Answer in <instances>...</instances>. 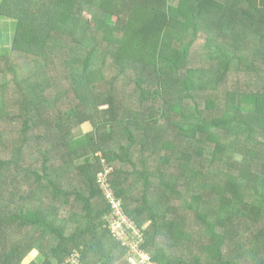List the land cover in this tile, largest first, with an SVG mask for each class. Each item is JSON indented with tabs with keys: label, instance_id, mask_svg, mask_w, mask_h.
Wrapping results in <instances>:
<instances>
[{
	"label": "trees",
	"instance_id": "trees-1",
	"mask_svg": "<svg viewBox=\"0 0 264 264\" xmlns=\"http://www.w3.org/2000/svg\"><path fill=\"white\" fill-rule=\"evenodd\" d=\"M0 15L15 23L9 47L0 50V117L12 130L4 138H11L16 170L25 157L39 161L40 168L22 173L30 196L9 211L13 224L0 227L10 240L0 250V264H20L19 246L29 236L43 264H60L75 249L84 264H128L124 248L104 226L109 207L96 175L105 167L153 260L264 264V152L251 158L256 162L249 178L222 176L213 166L218 149L213 147L206 153L205 183L192 186L201 171L191 152L147 145L153 123L171 124L186 148L199 147L205 133L213 139L224 131L221 149L229 157L242 138H264V70L258 67L264 56V0H2ZM199 55L201 63L195 61ZM231 79L235 89L221 100L220 83ZM199 93L206 94L204 111L222 105L218 116L197 110ZM119 96L136 105L118 116ZM187 101L191 107L184 108ZM106 104L115 109L107 141L101 132L108 121L96 112ZM87 122L94 131L67 138ZM34 142L43 145L33 148ZM90 148L102 158L90 160ZM46 149L64 150L68 160L52 169ZM74 170L81 180L70 188L56 182ZM47 191L60 206L79 203L71 224L46 207ZM3 219L0 210V224ZM245 225L251 235L247 245L232 236ZM189 244L211 251V260H200Z\"/></svg>",
	"mask_w": 264,
	"mask_h": 264
},
{
	"label": "rangeland",
	"instance_id": "rangeland-1",
	"mask_svg": "<svg viewBox=\"0 0 264 264\" xmlns=\"http://www.w3.org/2000/svg\"><path fill=\"white\" fill-rule=\"evenodd\" d=\"M116 19V16H113V20ZM13 26H12V33L11 31L7 30L8 34H14V29H15V23L14 21L12 22ZM202 55H199L198 57H196L195 61H197L198 63L203 62ZM107 79H109L112 76V72H108L107 73ZM104 82H106V79L104 80ZM232 79L230 81H224L220 83V91L222 93V97L220 98L222 100V98L224 96H226V94L228 93H232V91H234V86L232 85ZM133 91H136L135 89H133ZM206 97L205 93H199L197 95V110H202V113L204 115H207L208 118L212 117V116H218L220 114V110L222 108V105H220V108L218 111L216 112H210V111H204V107H203V101L204 98ZM133 101V100H132ZM134 103V101H133ZM135 104V103H134ZM136 105V104H135ZM135 105H130L127 101V98L123 97V96H119L116 101L114 102V106L117 109V115H123L125 110H129V109H133L135 108ZM191 107L190 101H187L184 103V108H188ZM114 109V108H113ZM189 111V110H188ZM96 112H101L100 116L101 118H103V120L108 121L107 124L103 127V130L101 132V134L104 135V138L106 136V141L110 138L111 134L110 131L108 130V127L110 126L111 129V120L113 118L114 112H112L111 108H109L108 104L106 105H102L99 106L98 111ZM113 113V114H112ZM50 114V113H49ZM155 114V111H154ZM51 115V114H50ZM176 116L172 115V118L174 119ZM50 117L47 115V119H49ZM143 118V117H142ZM150 128V125H149ZM44 130H46V127L43 128ZM39 130H41V128H39ZM94 131L90 125V123H82L80 125L79 128H77V130H73L71 129V134L68 132L67 133V138L69 137H74V139H79L81 138L84 134L86 133H90V132ZM258 132H261L259 130H257ZM45 133V132H44ZM148 142L147 145L148 147H161L164 148L165 144L171 145V147L168 146L169 149L173 148L175 149V151L180 152V151H184V152H191L193 154V162L199 163L200 164V171L201 174H199L196 178H194V182L193 185H198V186H202L205 183V179L204 176L205 174H208V169H207V162L208 160H206V153L208 151H211L214 148H218L216 151L217 153L214 154L216 155V163L215 165H213L215 167V169L217 170H222V176L226 174H233V175H241L244 176L245 178H249V172H251L249 170V167L251 165L255 166L254 163L256 161L252 160L251 158L254 157L257 153L263 151L264 152V138H258L256 136V139H253V141H246L244 142L243 138L240 140V142L237 145V152L235 155H231L230 157L227 154H224V149H221L223 147V143L226 141L227 135L225 134V132L221 131L219 133H216V136L213 137V139L209 136V134L205 133L202 139V143L199 144V147H197L195 145L196 148L194 147H188L186 148L185 145H183V142L181 141V139H177L176 140V136H175V128L170 124V126H162L161 124L157 123H153L150 131L148 133ZM45 135V134H44ZM60 136V134H58ZM147 136V135H146ZM50 137V136H49ZM52 138H54V136H51ZM46 138L47 135H46ZM55 140V138H54ZM53 140V142H54ZM50 141V139H49ZM48 140L46 141V139L44 140V145H48L50 142ZM35 144H31V146L33 148H36V143ZM38 145H43V143L39 142L37 143ZM49 149V148H48ZM48 149H46V154L48 156H50V160H49V165L52 166V169L58 168L59 166H61L62 164L65 163L66 160H68V156L67 158H63L64 155H66L64 153V150L59 151V150H51L49 151ZM139 149V144L137 143L136 145L133 146V151L136 154L137 150ZM48 150V151H47ZM94 151L93 149L90 148L89 152ZM63 154V155H62ZM101 152L100 150H95L93 152L92 155H89L88 158H90V160L94 159V157L99 156L101 157ZM226 158V161H222V158ZM84 156L80 157L79 162H83ZM101 160V164H102ZM39 165V161H34V158L32 157H25L23 158V166L27 167V168H31V169H37L40 170V168H37ZM54 175L56 176V173H54ZM68 176V175H67ZM67 176H60V177H56V182L60 183L61 186L66 187V188H70L71 187V182H76L77 180H81V175L77 170H74V172L71 174V176L68 178ZM68 178V179H67ZM67 179V180H66ZM79 184H81V182L79 181ZM24 189L29 190L28 192V197L30 196V187L29 184L27 183L24 186ZM48 192V191H47ZM73 194L69 195V199L72 201L74 199ZM175 194L172 193V196L170 197V203H174L175 201ZM44 202L47 203L49 202V205H47L46 207H49L50 210L52 211V213L57 217V219H63L65 221V224L69 225L71 224V220H75L76 215L80 212L79 211V203L76 202L78 205L75 206L72 202L69 203L68 206H60L59 202H53V200L51 199V192H48V195H45V199ZM101 204V202H100ZM103 204V203H102ZM23 205V203H22ZM1 213L3 214V221L0 224L1 227V231L4 230V225H8V224H13L11 220H8V218L6 219L5 217H8L10 214L9 212L6 213L5 211H1ZM258 228L261 226H257ZM67 233L71 231V227H67ZM250 229L248 228L247 225H245L244 227H239L238 232L236 233H232V236L234 238V240H240L241 237L244 239V241H246L245 245L248 244L249 239H251V235L249 233ZM256 233V232H255ZM5 234V233H3ZM2 233H0V250L4 249L6 245L10 240L9 238H4ZM21 235V233L18 231L15 233V235ZM33 237L29 236L28 237V242L27 244H20L19 246V255H17V257L19 258L20 264H29L30 262L36 261V264H43V261L41 260V255L39 253V250L35 247V245L33 246L31 244ZM184 242H188V241H184ZM29 243V244H28ZM232 244V242L230 241L229 243H227V248L228 245ZM33 247H32V246ZM45 245V244H44ZM48 245V244H47ZM182 247H178L176 248L174 251H179L181 250ZM188 248H193L194 251L197 254H200V260L201 257L205 260H211L210 255L212 254L211 251H207L206 249H201V245L197 244V247L194 244H189ZM225 250L228 252V249L225 248ZM17 261V260H16ZM63 261V260H62ZM61 264V263H60Z\"/></svg>",
	"mask_w": 264,
	"mask_h": 264
},
{
	"label": "built area",
	"instance_id": "built-area-1",
	"mask_svg": "<svg viewBox=\"0 0 264 264\" xmlns=\"http://www.w3.org/2000/svg\"><path fill=\"white\" fill-rule=\"evenodd\" d=\"M110 171V168L105 167L96 175L97 187L109 207V212L104 216V226L124 248V259L128 264H164L153 260L142 248L141 230L124 212L120 198L114 193L109 181ZM61 264H84V262L80 258L79 251L75 249L63 259Z\"/></svg>",
	"mask_w": 264,
	"mask_h": 264
},
{
	"label": "crops",
	"instance_id": "crops-1",
	"mask_svg": "<svg viewBox=\"0 0 264 264\" xmlns=\"http://www.w3.org/2000/svg\"><path fill=\"white\" fill-rule=\"evenodd\" d=\"M1 4L2 0H0V5ZM13 21L12 18L0 15V50H2L3 47H9L10 45L13 35L8 34L7 30L12 33ZM262 46L264 47V37L262 40ZM258 67L264 70V56L260 60ZM252 76L255 77L254 75ZM262 78L264 79V73ZM8 131L11 134V125L5 118L0 117V136L3 135V140L0 139V159H3V162H6L5 165L0 164V210L5 211L6 213L11 209L19 208V206L28 199L29 192V190L24 189L27 182L23 177V175H25V170L27 172L29 168L23 166V158H21L19 161L21 169H15L13 161H11L13 159V144L10 142L11 138L10 136L4 138ZM4 143H6L5 146ZM7 161H11V163L7 164ZM5 218L11 220L10 215Z\"/></svg>",
	"mask_w": 264,
	"mask_h": 264
}]
</instances>
